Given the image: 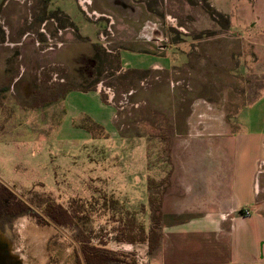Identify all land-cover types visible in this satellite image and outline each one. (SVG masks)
<instances>
[{
  "label": "rangeland",
  "instance_id": "rangeland-1",
  "mask_svg": "<svg viewBox=\"0 0 264 264\" xmlns=\"http://www.w3.org/2000/svg\"><path fill=\"white\" fill-rule=\"evenodd\" d=\"M210 134L215 171L264 141V0H0V210L22 209L0 242L22 264H77L79 239L149 264ZM59 205L72 221L40 222Z\"/></svg>",
  "mask_w": 264,
  "mask_h": 264
},
{
  "label": "crops",
  "instance_id": "crops-1",
  "mask_svg": "<svg viewBox=\"0 0 264 264\" xmlns=\"http://www.w3.org/2000/svg\"><path fill=\"white\" fill-rule=\"evenodd\" d=\"M210 136L214 141L212 134L198 140L205 144L198 154L201 165L181 169L179 186L167 194L171 203L161 207L159 237L148 253L149 264H264L262 135L253 141L256 152L250 164L220 171L208 164L207 149L215 147L206 143ZM124 242L135 252L146 251L147 242Z\"/></svg>",
  "mask_w": 264,
  "mask_h": 264
},
{
  "label": "trees",
  "instance_id": "trees-1",
  "mask_svg": "<svg viewBox=\"0 0 264 264\" xmlns=\"http://www.w3.org/2000/svg\"><path fill=\"white\" fill-rule=\"evenodd\" d=\"M0 187L1 189H7L1 182ZM6 191V193H2V196H4L5 194L9 196H14L11 191ZM22 204L24 205V207L28 208L24 202H22ZM45 215L49 218L50 221H52L56 225H63L65 224L63 223V221L66 222L67 220H73L71 212H69L66 208L62 207L61 205H59L56 209L53 207L51 208V206H47ZM43 221L44 223H48V220L44 217L41 218L40 222ZM155 231L156 230L151 228L150 233L148 235L150 249H153L159 237L158 233ZM79 249L80 254L77 255V264H136L133 258H127L125 256H122L114 250L105 247L104 245H93L89 244L88 242H83L79 239Z\"/></svg>",
  "mask_w": 264,
  "mask_h": 264
},
{
  "label": "flooded vegetation",
  "instance_id": "flooded-vegetation-1",
  "mask_svg": "<svg viewBox=\"0 0 264 264\" xmlns=\"http://www.w3.org/2000/svg\"><path fill=\"white\" fill-rule=\"evenodd\" d=\"M72 30H75V29H72ZM3 183V182H2ZM4 185V184H3ZM11 191V193L15 196V197H12V198H14L13 200H21L22 202H24L26 205H27V212H29L30 211V204H29V202L27 201V200H25L23 197H21V196H19V195H16L12 190H10ZM7 201V200H6ZM2 205V204H1ZM4 208H5V211L3 212L2 210H0V213H6V214H8V215H16V214H18V213H20V211L22 210L21 208H8V206L7 205H4ZM25 210V209H24ZM10 212V213H9ZM41 216V215H40ZM42 217V216H41ZM43 217L44 218H46L47 220H48V222H51L49 219H48V217L45 215H43ZM6 247H7V245H6V243L5 244H2L1 242H0V252L5 256V255H7V253L8 252H6ZM10 254H12L11 252H10ZM13 255V254H12ZM14 257H16L15 255H14ZM17 258V257H16ZM19 260V259H18ZM20 261V260H19ZM20 264H22L21 262H19ZM13 264H18V263H16V262H13Z\"/></svg>",
  "mask_w": 264,
  "mask_h": 264
},
{
  "label": "water",
  "instance_id": "water-1",
  "mask_svg": "<svg viewBox=\"0 0 264 264\" xmlns=\"http://www.w3.org/2000/svg\"><path fill=\"white\" fill-rule=\"evenodd\" d=\"M56 227H58L55 223H53ZM59 228V227H58ZM75 242V241H74ZM76 245L78 244L77 242H75ZM80 250V249H79ZM80 254V251H79ZM13 262H16L18 264H20L18 258L14 257V255L12 254H7V255H3L0 252V264H13Z\"/></svg>",
  "mask_w": 264,
  "mask_h": 264
},
{
  "label": "built area",
  "instance_id": "built-area-1",
  "mask_svg": "<svg viewBox=\"0 0 264 264\" xmlns=\"http://www.w3.org/2000/svg\"><path fill=\"white\" fill-rule=\"evenodd\" d=\"M243 212H244V215H248L250 210L249 209H243ZM137 260H138V258H137ZM138 264H139V262H138Z\"/></svg>",
  "mask_w": 264,
  "mask_h": 264
},
{
  "label": "bare ground",
  "instance_id": "bare-ground-1",
  "mask_svg": "<svg viewBox=\"0 0 264 264\" xmlns=\"http://www.w3.org/2000/svg\"><path fill=\"white\" fill-rule=\"evenodd\" d=\"M158 248V247H157ZM7 254H10L9 252ZM19 259V258H18ZM20 260V259H19ZM21 262V261H20Z\"/></svg>",
  "mask_w": 264,
  "mask_h": 264
}]
</instances>
